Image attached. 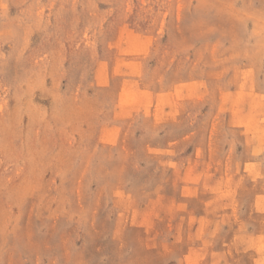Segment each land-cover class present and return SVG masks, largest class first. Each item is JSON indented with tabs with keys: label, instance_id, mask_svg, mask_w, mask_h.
<instances>
[{
	"label": "rangeland",
	"instance_id": "obj_1",
	"mask_svg": "<svg viewBox=\"0 0 264 264\" xmlns=\"http://www.w3.org/2000/svg\"><path fill=\"white\" fill-rule=\"evenodd\" d=\"M0 264H264V0H0Z\"/></svg>",
	"mask_w": 264,
	"mask_h": 264
}]
</instances>
